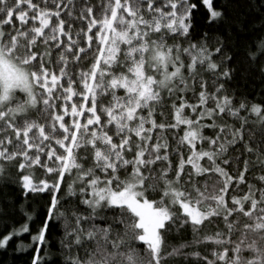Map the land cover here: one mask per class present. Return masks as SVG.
I'll list each match as a JSON object with an SVG mask.
<instances>
[{"label":"snow or ice","instance_id":"obj_1","mask_svg":"<svg viewBox=\"0 0 264 264\" xmlns=\"http://www.w3.org/2000/svg\"><path fill=\"white\" fill-rule=\"evenodd\" d=\"M232 8L0 0V182L25 198L0 248L15 241L29 264H264V171L245 179L264 170V104L231 87ZM245 56L264 74V33ZM30 193L49 199L30 207ZM183 226L193 240L169 243ZM201 242L211 259L188 250Z\"/></svg>","mask_w":264,"mask_h":264},{"label":"trees","instance_id":"obj_2","mask_svg":"<svg viewBox=\"0 0 264 264\" xmlns=\"http://www.w3.org/2000/svg\"><path fill=\"white\" fill-rule=\"evenodd\" d=\"M93 4L97 0H92ZM233 8L231 9L230 16L232 17V34L229 38V43L232 47L229 48L230 52H234V58L230 66H236V73L232 78L231 87L238 89L237 95H245L251 100H255L258 103L264 104V74H261L258 67H250L246 60L245 50L248 46H254V41L264 33V0H231ZM95 12V10H94ZM203 15V11L201 12ZM78 24L74 23V28L78 27ZM259 65V61H257ZM207 77V73L205 74ZM194 118V117H193ZM159 119V118H158ZM255 119V117H252ZM182 132V129L180 130ZM205 135H212L211 130L205 129ZM169 140L172 142V136L169 134ZM13 180L16 176V170L10 165H6ZM230 172H233L229 168ZM264 171L262 169H253L250 173L245 174V179H251L253 184L258 187L259 182L252 179V175L255 172ZM36 178L39 179L43 175L42 169H35ZM235 175V172H233ZM231 191V190H230ZM247 191V187L244 183L240 185V190L232 192L234 195H242L243 192ZM25 198L22 195L19 186L13 181L7 183L0 182V212L7 213V216L0 215V222L4 219H12L20 221L19 210L16 208V204H19ZM30 201V207H42L46 204L49 197L47 193H30L28 196ZM7 200L14 201L13 204L6 203ZM219 223V222H218ZM220 228H223V224H220ZM214 228L209 231H214ZM205 234L201 232L200 235ZM61 235L60 223L53 226V235L49 237L50 241H55ZM25 242L29 240L27 234H23L21 237ZM235 239V236H233ZM169 243L173 245H179L183 242H191L193 240V231L191 226H183L177 230H173L172 233L167 237ZM15 241L10 242L7 248H0V264H29V261L33 255L32 251L27 252H16L14 251ZM215 247L210 242H201L198 245L191 246L188 250L199 251L202 255H209V249ZM47 250L49 253L58 252V246L56 243H51L47 249L41 250L43 256L44 251ZM209 259L211 256L209 255ZM52 264H60V258L55 257ZM189 264H197L195 259H190Z\"/></svg>","mask_w":264,"mask_h":264}]
</instances>
